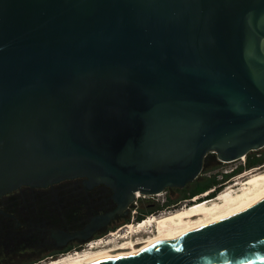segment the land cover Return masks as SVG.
<instances>
[{"label":"water","instance_id":"1","mask_svg":"<svg viewBox=\"0 0 264 264\" xmlns=\"http://www.w3.org/2000/svg\"><path fill=\"white\" fill-rule=\"evenodd\" d=\"M263 148L264 0H0V195L84 178L117 203L53 229L60 245L91 240L137 192L187 187L210 153ZM87 264H264V195Z\"/></svg>","mask_w":264,"mask_h":264},{"label":"flooded vegetation","instance_id":"2","mask_svg":"<svg viewBox=\"0 0 264 264\" xmlns=\"http://www.w3.org/2000/svg\"><path fill=\"white\" fill-rule=\"evenodd\" d=\"M83 179H68L45 188L24 185L0 195V210L14 216L0 212V264L42 263L81 247L83 242L78 237L60 245L52 230L75 233L84 229L93 217L117 208L110 187L100 184L87 188ZM151 205L154 212L161 206L155 202ZM137 206L135 198L92 237L128 219Z\"/></svg>","mask_w":264,"mask_h":264},{"label":"bare ground","instance_id":"3","mask_svg":"<svg viewBox=\"0 0 264 264\" xmlns=\"http://www.w3.org/2000/svg\"><path fill=\"white\" fill-rule=\"evenodd\" d=\"M263 195L264 169L256 167L235 178L230 186L212 198H204L160 215L153 214L136 224L127 225L124 234L117 232L112 235L113 240L115 239L112 241H117L112 247L108 245L111 240H102L77 254H65L42 264H87L102 258L152 247L235 215ZM147 232L151 234L147 236ZM137 234L141 236L136 237Z\"/></svg>","mask_w":264,"mask_h":264},{"label":"rangeland","instance_id":"4","mask_svg":"<svg viewBox=\"0 0 264 264\" xmlns=\"http://www.w3.org/2000/svg\"><path fill=\"white\" fill-rule=\"evenodd\" d=\"M249 162L251 163L250 165H248ZM256 167H262L264 169V148L250 152L244 159H239L231 162H220L216 154L210 153L205 159L203 171L201 172L197 180L190 183L183 189L169 188L163 191V193L157 194L156 196H141L140 198L136 199L138 201V206L135 210L132 211L128 219L107 229L106 232L94 237L93 239L104 237L106 240H111L108 245L109 247H112L117 242H113L115 239L113 240L112 235L117 234V232L124 234V232L127 230V225L136 224L139 221L145 220L147 217L153 214L160 215L165 212L174 211L182 207L191 205L192 203L203 200L204 198H209V195L205 194L210 191L215 192L216 190H219L217 192L218 194L220 191L230 186L235 178L240 177V175L244 174L245 172L251 171ZM233 174L234 176L230 178V175ZM201 187L204 188L202 192H199L198 189ZM153 202L161 205L158 212L153 211V205H151V203ZM150 234L151 233L147 232V236ZM139 236L141 235H136V237ZM120 242H123V240H120ZM80 248L83 247L81 246L76 249ZM42 263L39 262L36 264Z\"/></svg>","mask_w":264,"mask_h":264},{"label":"built area","instance_id":"5","mask_svg":"<svg viewBox=\"0 0 264 264\" xmlns=\"http://www.w3.org/2000/svg\"><path fill=\"white\" fill-rule=\"evenodd\" d=\"M161 193H163V192H161ZM142 196V194L140 193V192H137L136 193V199H138V198H140ZM93 239V238H92ZM89 240V241H87V242H84V243H82V247L83 248H80V249H73L72 251H70V252H67V253H65V254H77L79 251H84V250H86L87 248H91L92 246H93V244H96L97 242H99V241H102V240H105V241H108V240H106L104 237H101V238H97V239H93V240ZM65 254H63V255H65ZM63 255H61V256H63Z\"/></svg>","mask_w":264,"mask_h":264},{"label":"trees","instance_id":"6","mask_svg":"<svg viewBox=\"0 0 264 264\" xmlns=\"http://www.w3.org/2000/svg\"><path fill=\"white\" fill-rule=\"evenodd\" d=\"M250 164H251V163L249 162L248 165H250ZM203 188H204V187L199 188L198 191H199V192H202ZM198 191H197V192H198ZM204 191H205V190H204ZM218 191H219V190H216L215 192H212V191H211V192H210L211 194L209 195V198L214 197V196L217 194Z\"/></svg>","mask_w":264,"mask_h":264}]
</instances>
